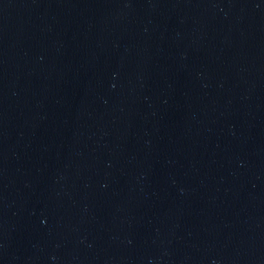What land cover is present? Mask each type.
Returning <instances> with one entry per match:
<instances>
[{
  "label": "water",
  "instance_id": "water-1",
  "mask_svg": "<svg viewBox=\"0 0 264 264\" xmlns=\"http://www.w3.org/2000/svg\"><path fill=\"white\" fill-rule=\"evenodd\" d=\"M0 264H264V0H0Z\"/></svg>",
  "mask_w": 264,
  "mask_h": 264
}]
</instances>
